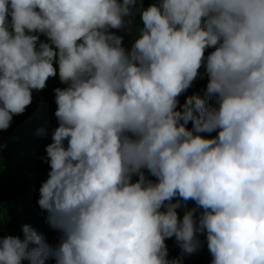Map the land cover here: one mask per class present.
<instances>
[{"label":"clouds","instance_id":"1","mask_svg":"<svg viewBox=\"0 0 264 264\" xmlns=\"http://www.w3.org/2000/svg\"><path fill=\"white\" fill-rule=\"evenodd\" d=\"M57 74L37 203L58 241L14 223L0 264H183L205 241L264 264V0H0V130Z\"/></svg>","mask_w":264,"mask_h":264},{"label":"trees","instance_id":"2","mask_svg":"<svg viewBox=\"0 0 264 264\" xmlns=\"http://www.w3.org/2000/svg\"><path fill=\"white\" fill-rule=\"evenodd\" d=\"M154 2L156 0H138V6L142 3L147 7ZM131 19L133 22L127 26L128 30L111 29L123 37L126 48H130L138 29L142 27L138 12L134 11ZM40 40L46 41L47 38L41 34ZM212 50L206 49L205 55ZM200 72H203V66ZM206 83V76L203 78L198 76L191 87L180 95L181 104L188 95H203ZM57 87H66L59 80L58 74L48 79L44 89L32 91V102L26 106L24 116L14 115L10 127L7 130H0V236L10 234L14 223L30 220L29 224L41 233L50 245H55L58 241L59 233L49 225L46 211L37 203L38 190L50 170L43 159L46 155L45 147L52 142V130L58 126L54 115L57 107L54 89ZM49 122L48 134L44 137L43 132ZM188 127H191V122ZM215 134L213 132L204 135L211 137ZM192 206L194 202L189 201L188 207ZM183 211L184 209H178L181 217ZM200 238L204 239L203 234ZM165 242L170 259L180 254V248L174 237L167 238ZM211 259L205 241L197 252L184 256L183 264H210Z\"/></svg>","mask_w":264,"mask_h":264}]
</instances>
